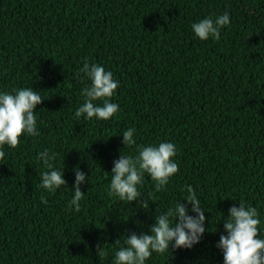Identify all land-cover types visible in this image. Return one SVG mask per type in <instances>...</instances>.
<instances>
[{
	"label": "trees",
	"instance_id": "1",
	"mask_svg": "<svg viewBox=\"0 0 264 264\" xmlns=\"http://www.w3.org/2000/svg\"><path fill=\"white\" fill-rule=\"evenodd\" d=\"M224 13L220 39L195 36L192 24ZM85 58L119 82V112L107 121L74 118L90 84L76 75ZM22 88L44 101L39 135L2 149L0 264H112L114 242L148 233L188 186L205 234L146 264H223L222 219L241 200L257 209L264 239V0H0V93ZM129 128L137 146L176 145L179 171L165 189L147 174L139 186L148 209L108 195L113 161L136 155L122 143ZM44 150L67 181L51 192L40 187ZM77 167L89 177L79 212L68 207Z\"/></svg>",
	"mask_w": 264,
	"mask_h": 264
},
{
	"label": "clouds",
	"instance_id": "2",
	"mask_svg": "<svg viewBox=\"0 0 264 264\" xmlns=\"http://www.w3.org/2000/svg\"><path fill=\"white\" fill-rule=\"evenodd\" d=\"M230 17L228 13L212 17L209 16L191 25L195 36L206 41L209 38L220 39V31L228 26ZM83 74L84 79L90 84L82 90L85 98L83 104L76 110V119L82 116L86 120L95 118L107 121L119 112V105L111 102V97L116 94L119 82L113 78L111 71H106L99 64H89L85 58L83 67L76 73L78 78ZM59 86V85H58ZM44 101L40 92L33 88L13 89L12 93H0V160L5 156L2 150L5 145L16 148L20 137L38 136L36 127V108ZM100 102V103H97ZM135 129L129 128L122 137L124 148L136 147V155H121L113 161L109 196H115L121 201L139 203L140 208H149V198L141 197L139 186L143 184L145 174L154 182L155 191L165 189L170 179L178 173V164L174 161L176 145L170 142H161L158 145L137 146L134 139ZM123 148V149H124ZM55 154L44 150L38 153V162L49 169L41 173L40 187L51 192L66 186L63 178L64 171L54 168L52 161ZM75 183L73 185V198L69 202V209L76 212L81 209L80 201L84 197L81 185L89 177L77 167L74 170ZM188 195L183 201L168 208L164 213L155 215V223L149 228L148 233L135 232L127 235L124 246H120V239L114 242L119 246L115 251L112 264H146L153 253L163 254L172 249H191L200 243L206 232L205 210L201 201L191 186L187 187ZM41 202L47 200L41 197ZM186 202V203H185ZM187 205H191L189 209ZM189 212L195 215H190ZM222 214V213H221ZM223 216V214H222ZM223 220L226 235H221L216 247L223 254V264H264V239L260 238V219L256 208L239 202V207L229 208V215ZM98 257L108 255L103 247L97 246Z\"/></svg>",
	"mask_w": 264,
	"mask_h": 264
}]
</instances>
